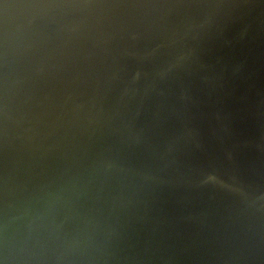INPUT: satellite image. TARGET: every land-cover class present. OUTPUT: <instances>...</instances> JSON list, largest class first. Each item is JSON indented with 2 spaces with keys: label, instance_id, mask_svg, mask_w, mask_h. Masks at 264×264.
<instances>
[{
  "label": "water",
  "instance_id": "obj_1",
  "mask_svg": "<svg viewBox=\"0 0 264 264\" xmlns=\"http://www.w3.org/2000/svg\"><path fill=\"white\" fill-rule=\"evenodd\" d=\"M263 1L0 0V264H202L205 194L261 259Z\"/></svg>",
  "mask_w": 264,
  "mask_h": 264
},
{
  "label": "bare ground",
  "instance_id": "obj_2",
  "mask_svg": "<svg viewBox=\"0 0 264 264\" xmlns=\"http://www.w3.org/2000/svg\"><path fill=\"white\" fill-rule=\"evenodd\" d=\"M255 1L252 0V3ZM242 3L237 12L243 13V21H246L247 17H250L251 11L246 9ZM241 38L243 37L241 36ZM256 119L260 124H264V116L257 117ZM253 133L254 135L258 134L255 131ZM240 191L237 193L238 196L241 194ZM221 197L222 194L218 197L209 198L205 194V201L200 205L202 219L201 232L203 233L204 242H208L211 252L209 259V254H199L202 264H262L261 260L264 261V256L262 253H259L262 256L259 259L258 255L254 252L251 229L247 226V215L244 212L245 207L235 208L233 206H227L222 209V212L224 211L226 213L224 216L221 211L215 210V204ZM239 197L243 199L244 205H247V201L251 200L250 207L251 203H254L257 207H264V204L261 205L256 199H252L251 194L247 196L240 195ZM230 211L237 216V221L232 218L239 230V237L236 240L231 239L233 233V228L230 226L231 219L226 218ZM261 211L263 212L262 217H264V210ZM231 240L232 245H230ZM189 242L193 246V241L189 240Z\"/></svg>",
  "mask_w": 264,
  "mask_h": 264
}]
</instances>
